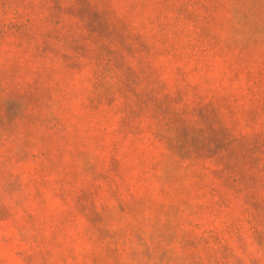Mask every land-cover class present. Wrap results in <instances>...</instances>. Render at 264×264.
<instances>
[{
	"label": "rangeland",
	"instance_id": "obj_1",
	"mask_svg": "<svg viewBox=\"0 0 264 264\" xmlns=\"http://www.w3.org/2000/svg\"><path fill=\"white\" fill-rule=\"evenodd\" d=\"M0 264H264V0H0Z\"/></svg>",
	"mask_w": 264,
	"mask_h": 264
}]
</instances>
